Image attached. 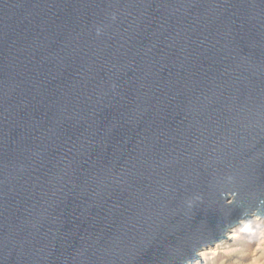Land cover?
<instances>
[{
	"label": "water",
	"instance_id": "water-1",
	"mask_svg": "<svg viewBox=\"0 0 264 264\" xmlns=\"http://www.w3.org/2000/svg\"><path fill=\"white\" fill-rule=\"evenodd\" d=\"M252 218L264 0H0V264H196Z\"/></svg>",
	"mask_w": 264,
	"mask_h": 264
},
{
	"label": "rangeland",
	"instance_id": "rangeland-1",
	"mask_svg": "<svg viewBox=\"0 0 264 264\" xmlns=\"http://www.w3.org/2000/svg\"><path fill=\"white\" fill-rule=\"evenodd\" d=\"M208 250L199 264H264V220L252 218Z\"/></svg>",
	"mask_w": 264,
	"mask_h": 264
},
{
	"label": "bare ground",
	"instance_id": "bare-ground-1",
	"mask_svg": "<svg viewBox=\"0 0 264 264\" xmlns=\"http://www.w3.org/2000/svg\"><path fill=\"white\" fill-rule=\"evenodd\" d=\"M244 222V221H243ZM242 222V223H243ZM234 234H233V230H231L229 233H228V236L227 238H230V237H233ZM211 248H205L203 249L201 252H200V260L196 263V264H199V262L201 261V259L204 257L205 253L210 250Z\"/></svg>",
	"mask_w": 264,
	"mask_h": 264
},
{
	"label": "clouds",
	"instance_id": "clouds-1",
	"mask_svg": "<svg viewBox=\"0 0 264 264\" xmlns=\"http://www.w3.org/2000/svg\"><path fill=\"white\" fill-rule=\"evenodd\" d=\"M192 206V204H191V202H189V207H191Z\"/></svg>",
	"mask_w": 264,
	"mask_h": 264
}]
</instances>
